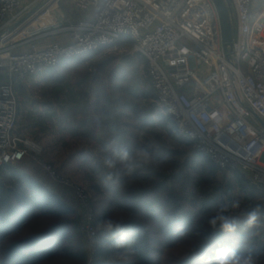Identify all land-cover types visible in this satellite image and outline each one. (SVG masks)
Instances as JSON below:
<instances>
[{
  "label": "built area",
  "instance_id": "built-area-1",
  "mask_svg": "<svg viewBox=\"0 0 264 264\" xmlns=\"http://www.w3.org/2000/svg\"><path fill=\"white\" fill-rule=\"evenodd\" d=\"M225 1L234 30L229 57L213 0H74L75 10L89 18L19 43L13 40L52 0H0V172L30 158L71 191L87 241L86 264H96L98 255L92 197L43 161L40 143L16 134V86L131 39L134 52L148 61L157 104L177 134L195 142L198 154L219 170L249 174L264 194V7L256 15V0ZM51 36L64 38L39 44Z\"/></svg>",
  "mask_w": 264,
  "mask_h": 264
},
{
  "label": "rangeland",
  "instance_id": "rangeland-1",
  "mask_svg": "<svg viewBox=\"0 0 264 264\" xmlns=\"http://www.w3.org/2000/svg\"><path fill=\"white\" fill-rule=\"evenodd\" d=\"M48 1L45 0L43 5ZM89 17L88 14L75 10L74 0H52L35 21L28 22L29 25L27 23L25 28L22 27L24 30L13 40V43L28 41L36 35L37 31L59 29ZM26 48L27 46L24 50H27ZM70 63L44 74V77L48 75L47 78L43 81L39 80L37 84L32 83L31 88L20 87L17 91L18 85L16 86L20 103L24 101L23 96L27 93L33 97L32 102H44L47 108L54 112L55 120L60 128L65 126L67 129H73L75 134L80 129L79 132L82 134L90 135L89 138L82 139L77 136L76 140H65L52 132L54 137L50 138L49 144L44 145L35 136H22L21 126L28 123V119L22 118L18 126L19 135L43 146V161L53 165L62 176L86 189L92 199H95L96 188L107 197L116 193H120L119 197H123L129 190L154 188L159 190L163 201L169 197L174 198L176 203L173 201L169 203V210L174 204H178L183 206L189 215L195 216L196 222L189 229L184 246L188 245L187 242L193 243L202 235V232L209 227L208 217L214 215L221 205L225 203L230 205L232 201L238 200L241 207L239 209L229 207L224 214L236 217L238 228L234 231L235 239L244 232L262 241L259 254L253 255L257 259V264H264V196L258 199L244 194L239 185V178L234 176V173L221 170L207 176L199 173L198 169L201 165L197 161L199 154L195 142L185 139L183 142L176 141L170 136L173 122L161 123V116L168 115L157 104L146 58L134 52L133 41L124 40L115 47L103 49L82 60H74L73 64ZM189 87L192 88L191 85ZM105 97L111 102L107 101L103 106H110V112L114 115L116 113L115 122L122 125V128L118 127V124L104 125L98 119L99 108L95 107V104L100 101V98ZM130 106H136L138 111L134 112ZM63 107L68 109V113ZM91 114L93 117L87 116ZM106 115H104V121L109 118V115L107 117ZM93 118L94 121H92ZM87 121L93 123L88 125ZM48 122L49 128L54 127L51 119L47 118ZM84 125L87 126L81 129ZM112 126H117L119 130L122 129L131 134L132 151L135 153L137 149H146L153 157L152 163L143 168H136L130 175L127 174L125 165L131 161H121L115 156L116 142L113 141L115 135L112 134ZM106 158L115 161L114 167L109 168L105 165ZM109 174H112L111 180L107 179ZM249 177V174H241L243 183L252 184ZM0 180L6 186L11 185V181L5 178L2 180L1 177ZM48 180L50 181L49 178ZM68 191V197L63 200L76 212L69 218L78 220L80 225L78 204L71 191ZM257 209L256 224L245 227L247 213ZM107 219H111L114 224L131 220L140 221L151 228L157 240H163L166 237V234L158 232L156 224L150 219L117 209L115 206L111 207V213L104 221ZM103 222L98 224L96 219L99 232L102 228H106ZM79 235L88 254L87 241L80 232ZM175 254V251H166V256L163 258L171 262ZM248 254L245 253L243 256ZM110 260L121 264L132 262L127 252H116ZM65 264H73V262L68 261Z\"/></svg>",
  "mask_w": 264,
  "mask_h": 264
},
{
  "label": "trees",
  "instance_id": "trees-1",
  "mask_svg": "<svg viewBox=\"0 0 264 264\" xmlns=\"http://www.w3.org/2000/svg\"><path fill=\"white\" fill-rule=\"evenodd\" d=\"M107 101L109 99L105 97L96 102L95 107L99 108L97 111L100 114L98 119L104 125L118 124L122 128V125L115 122L116 113L114 115L110 112V106H103ZM130 107L134 112L138 111L136 106ZM103 112L109 115L106 121ZM161 121L163 124L173 122L170 116L164 115L161 116ZM91 122L87 121V124ZM118 127H111L112 134L115 135L113 141L116 142L115 156L120 159L118 152L124 148L131 157L134 154L133 143L130 142L132 135ZM79 131L80 129L76 132V137H90ZM170 136L176 141H184L177 134L175 124L170 128ZM197 161L201 165L198 169L201 175H213L219 170L201 155ZM1 173L2 180L5 178L11 181V185L6 186L0 180V264H65L68 261L86 264L87 254L79 235V221L69 218L76 212L63 198L34 180L21 176L12 167L5 168ZM234 176L239 178L241 190L248 197L260 199L264 196L252 184H244L240 173H234ZM119 195L121 194L116 193L107 197L95 189V199L92 202L98 224L104 221L111 213V207L115 206L150 219L156 224L158 232L166 234V237L157 240L150 227L136 220L118 223L112 228H102L98 235L96 264H121L110 260L116 252L128 253L132 262L125 264H209L210 258L215 256L216 249L220 247L235 249L242 256L245 253L259 254L258 251L262 249V241L251 234L242 232L235 239L234 232L226 233L219 227L213 229L210 225L193 243L187 242L188 245L184 246L188 231L196 222L195 216L189 215L178 204H174L169 210V203H176L174 198L169 197L163 201L159 190L154 188L129 190L123 197ZM166 251L176 252L171 262L163 258Z\"/></svg>",
  "mask_w": 264,
  "mask_h": 264
},
{
  "label": "crops",
  "instance_id": "crops-1",
  "mask_svg": "<svg viewBox=\"0 0 264 264\" xmlns=\"http://www.w3.org/2000/svg\"><path fill=\"white\" fill-rule=\"evenodd\" d=\"M263 7H264V0H256L255 6H254V14H256V15L260 14ZM57 29H52V30L47 29L45 31H37L36 35H34L33 37H36V36H38L44 32H51V31H54ZM63 38H64V36H51V37H48L46 39L41 40L39 42V44L43 46V45H47V44L52 43V42L62 41ZM47 76L45 75V77H44V75H43L41 77L38 76V77L30 78L29 80H27L23 83H20L17 87V91L19 90L20 87H22V88L24 87L25 89L31 88L32 83L37 84V83H39V80L43 81L47 78ZM3 81H4V78L1 77L0 83H2ZM17 95H18V92H17ZM27 95L28 94L26 93V96L25 95L23 96L24 101L23 102L21 101V103L19 105L20 110H19L18 126H19V123L22 120V118L24 120L28 119V123L25 121V123H27V124H23L21 126L22 127L21 130L23 133L22 136H24V137L35 136V137L39 138L41 140V142L44 143V145L49 144V141L51 140L50 138L54 137V136H52V132L57 133V135L60 138L65 139V140L66 139H74V140L77 139L76 134H75V130L67 129V128H65V126H62L60 128V126L58 125V123L55 120L56 116H54L55 115V114H53L54 112H51L49 110V108H47V106L44 102L43 103H34V102H32L33 97L29 96V95L27 96ZM64 95H66V93H64ZM63 109L65 112L68 113V109H66L64 107H63ZM47 118H49V119H51V121H53L52 126H54V127L49 128L50 125H49V122L47 123ZM60 125H61V123H60ZM18 126H17V130H16L17 135L20 134L18 132ZM19 136H21V135H19ZM12 168H14L16 170V172H18L21 176L32 179L35 182L45 186L47 189L56 193L57 195H59L63 199L67 198L69 195L68 194L69 191L67 189L54 184L51 180L49 181L48 180L49 177L46 176L45 172H43V170H41V168L38 165H36L32 161V159H30V158H26L23 162L14 165Z\"/></svg>",
  "mask_w": 264,
  "mask_h": 264
},
{
  "label": "clouds",
  "instance_id": "clouds-1",
  "mask_svg": "<svg viewBox=\"0 0 264 264\" xmlns=\"http://www.w3.org/2000/svg\"><path fill=\"white\" fill-rule=\"evenodd\" d=\"M121 161L130 160L131 162L126 164L127 174H131L136 168H143L152 163V155L143 148L137 149L135 153L130 157L127 149L121 148L118 152ZM105 165L109 168L114 167L115 161L110 158H106L104 161ZM112 174H109L107 179L111 180ZM231 207L232 209H239L241 207L240 201H232L231 204L221 205L216 213L207 219V223L213 228L219 227L226 233H232L236 231L237 222L236 217L228 216L224 213ZM258 219V209L247 213L245 221V227H252L256 224ZM107 228H112L114 222L111 219H107L104 222ZM209 264H257L256 257L249 253L248 255L242 256L235 249L228 247H220L216 249L215 256L210 258Z\"/></svg>",
  "mask_w": 264,
  "mask_h": 264
},
{
  "label": "water",
  "instance_id": "water-1",
  "mask_svg": "<svg viewBox=\"0 0 264 264\" xmlns=\"http://www.w3.org/2000/svg\"><path fill=\"white\" fill-rule=\"evenodd\" d=\"M218 10L221 32H222V43L225 54L229 57L232 54L231 47L234 41V30L231 23L230 10L226 4L225 0H213ZM36 10L31 12L27 17H25L19 25L25 23L32 15H34ZM261 125L264 127V121H260Z\"/></svg>",
  "mask_w": 264,
  "mask_h": 264
}]
</instances>
